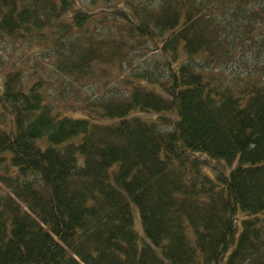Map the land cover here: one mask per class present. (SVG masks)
Here are the masks:
<instances>
[{
  "label": "trees",
  "instance_id": "obj_1",
  "mask_svg": "<svg viewBox=\"0 0 264 264\" xmlns=\"http://www.w3.org/2000/svg\"><path fill=\"white\" fill-rule=\"evenodd\" d=\"M98 2L105 27L79 36L97 14L78 0H0V37L54 43L71 87L145 62L125 94L62 108L46 78L6 74L0 264H264V76L246 66L233 83L220 68L264 49V0Z\"/></svg>",
  "mask_w": 264,
  "mask_h": 264
},
{
  "label": "rangeland",
  "instance_id": "obj_2",
  "mask_svg": "<svg viewBox=\"0 0 264 264\" xmlns=\"http://www.w3.org/2000/svg\"><path fill=\"white\" fill-rule=\"evenodd\" d=\"M78 2V5L91 8L92 10H95L97 14L90 26L81 32L79 36H82L88 32H93L94 30H96L98 34V28L105 27L104 24L98 22V0H78ZM108 3L116 4L119 3V0H109ZM103 4L104 2L100 3V5ZM104 21L109 24L111 20L109 18H105ZM54 29L55 26L49 30V34L52 37L53 34H55V32H53ZM76 34L78 33L76 32ZM76 34H73L74 37ZM41 42L40 36L37 33L36 35L30 33L29 37L24 40H21L18 36L0 37V92L3 91L6 74L12 70L20 69L24 75L25 81L28 80L29 82H32L33 80H37L39 77L46 78L48 81L45 84L47 99L54 106L62 108L68 103L85 101L88 97H95V94L98 96V93L100 94L102 91L125 94L129 88V84H125V80L132 76L134 70L142 68L145 63L142 61V59H138V55H136V57H130L124 60L122 63V68L117 65L110 66L109 72H98V70H95V72L89 78L84 77L83 79L79 80V82H75L71 87L72 80L69 78L66 79L65 77L63 78L61 75L57 74V71L52 65V62L55 58L52 56L53 50L51 49V46L54 43L44 44ZM257 49L258 48L255 47L253 50L254 52L249 54L247 52V54L244 55L245 51H247L245 50L244 54L238 59L232 58L226 63L222 64L220 68L225 71L226 75L230 77L233 83L240 82L242 77L243 81L246 79L247 72H245V70L247 67L260 69L264 76V49H258L259 53L255 54ZM142 50H145V46L139 48V51ZM155 53H152L151 56L148 57L151 63L155 59ZM151 66L153 69H156L155 63H152ZM104 73L108 75L104 76ZM98 79H100V81L107 82V86L104 90L98 88V85L94 83L97 82L96 80ZM150 87L161 92L152 85H150ZM64 96H66L65 103H62L61 100ZM64 114L75 115L74 111L72 110H66ZM139 114L143 117L148 115L143 113ZM163 127L171 128L169 125H164ZM204 160H207V158H204ZM207 162L208 167H206V172L212 170L211 168H213V166H218V164H216V162L213 160L212 162L207 160ZM132 209L134 213L135 229L139 233L140 243L142 244L146 239L143 226L141 224L139 210L135 205H132Z\"/></svg>",
  "mask_w": 264,
  "mask_h": 264
}]
</instances>
